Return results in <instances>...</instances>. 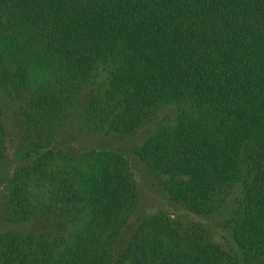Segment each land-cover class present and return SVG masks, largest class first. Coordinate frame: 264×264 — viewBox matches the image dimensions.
I'll list each match as a JSON object with an SVG mask.
<instances>
[{
	"label": "trees",
	"instance_id": "obj_1",
	"mask_svg": "<svg viewBox=\"0 0 264 264\" xmlns=\"http://www.w3.org/2000/svg\"><path fill=\"white\" fill-rule=\"evenodd\" d=\"M3 97L24 163L2 218L40 227L0 234V264H264V0H0V167ZM77 118L145 133L133 153L193 220L142 213L121 151L59 143Z\"/></svg>",
	"mask_w": 264,
	"mask_h": 264
},
{
	"label": "rangeland",
	"instance_id": "obj_2",
	"mask_svg": "<svg viewBox=\"0 0 264 264\" xmlns=\"http://www.w3.org/2000/svg\"><path fill=\"white\" fill-rule=\"evenodd\" d=\"M3 98L4 104H6L4 122L7 130V156L0 167V234L10 230L26 232L40 227V224H11L2 218V213L4 211L2 201L5 187L18 167L24 163V149L21 146V119L17 113H15L16 106L13 102H11V99H7L5 97ZM79 121L80 119L77 118L69 127H67L66 130H64L63 134L58 138L59 143H70L75 147H71L72 149H76L77 147H97L98 149L103 150L116 149L121 151L130 159L135 173V178L137 182H139V189L141 190L140 211L142 213H153L154 211L161 209L173 216H176L177 218H180L181 220H184L185 222L193 220L192 215L182 211L181 208L170 202L165 192L161 189L153 187V181L148 176L145 166L133 153V147L142 142L145 133L141 132L136 136L128 137L127 139H121L115 137V135L98 136L93 134L90 129L81 128ZM227 214L228 207H226L223 211V216L226 218ZM194 219L196 221H201L195 217ZM201 222H205V220ZM220 222L221 215H218L216 218L210 220L209 223L205 224L214 228L216 232V240L222 242V231L219 230V225L221 224ZM217 224L218 228L216 227Z\"/></svg>",
	"mask_w": 264,
	"mask_h": 264
}]
</instances>
